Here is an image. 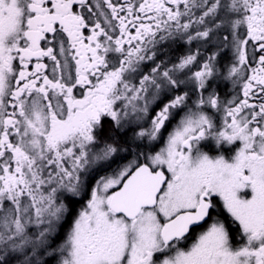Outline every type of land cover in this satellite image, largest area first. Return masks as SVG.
Instances as JSON below:
<instances>
[{"label":"snow or ice","instance_id":"snow-or-ice-1","mask_svg":"<svg viewBox=\"0 0 264 264\" xmlns=\"http://www.w3.org/2000/svg\"><path fill=\"white\" fill-rule=\"evenodd\" d=\"M0 264H264V0H0Z\"/></svg>","mask_w":264,"mask_h":264}]
</instances>
